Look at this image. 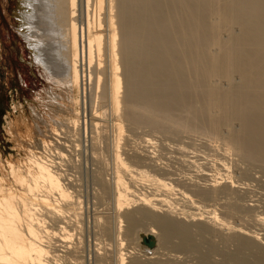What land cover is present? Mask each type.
Returning <instances> with one entry per match:
<instances>
[{
    "label": "bare ground",
    "instance_id": "obj_1",
    "mask_svg": "<svg viewBox=\"0 0 264 264\" xmlns=\"http://www.w3.org/2000/svg\"><path fill=\"white\" fill-rule=\"evenodd\" d=\"M15 6L16 9L14 10L13 17L16 23L13 25V32H15L16 40L23 42V49L26 56V58H24L23 53H20V61L25 62L31 72L37 76V82L40 87L34 85V88L38 90L40 97H42L41 93L43 91L47 96L46 102L58 105L65 103L66 106L64 107L66 108L64 110H69V113L67 116L63 117V120L69 124L72 129L74 127L75 129L79 127L80 117L82 116V111L80 112L82 97L86 91H84L83 87L85 78L83 67L86 64V66L88 65L90 68L94 59L96 58L97 60V62L95 60L97 64L94 68L95 81L97 86H99L100 81H104L102 84L103 93L101 96L103 105L108 103L107 111L110 109L109 114L113 117V121L108 123L111 124L112 132V146L110 145L112 148H109L111 152L108 154L111 153V167L113 172H110L113 173V189L110 188L108 190H111L110 196L113 208L111 209L115 213V216H113L116 217V222L113 220L115 224L114 222L112 223L115 225V234H112L115 235L114 240L116 239L115 241H117L116 251L114 249L115 255L112 257L114 261L110 257L114 264L128 263L129 258V260H132V255L127 261L126 257L129 254L135 255L137 251L143 253L142 256L145 262L144 259L143 262L140 261L142 258H139L140 255L137 252L136 255H139L138 258L140 260H137L135 255L133 259L137 261L133 260L136 262H132V264H182L178 261V258L180 260L183 256L185 257L183 254L181 258L175 257L174 261H169L173 257L166 256L168 261L165 260V262H163V259L162 262H160L161 259L159 258L164 256L166 259V257L163 255V251L160 250L159 245L161 248L164 246L166 249L170 248L172 250L170 251L169 249V251H166L168 252L167 255H170L169 253L171 252L175 254L182 253V251L189 253V251L196 250V243H193L194 233L197 237H200L199 239H202V236L204 239L207 233L212 231L215 232L214 230L223 234V237L221 236L223 241L220 239L222 243L224 242V244L226 243V245L228 244L229 246L232 242L231 244L234 243L233 246L235 248L238 246V250L248 251V255L252 254L255 256V262L252 257L250 258L253 260L254 264H264V235L259 237L262 232L258 234L255 231H249L251 229L250 227V229L248 228L249 230H246L247 226L243 228L237 224L232 225L228 218L225 219L218 215L216 210H211L212 207L209 210V208L206 209L208 206L204 207L206 204H204L203 207L199 205L201 201L217 204L215 200L214 202H208V199H215V197L219 195H226L228 197L227 201H231V197L233 196L234 198L236 195L239 197L235 198L237 200H241V198L244 197L242 196L243 194L240 196L241 193L235 195V192H241L240 189H243L242 185L233 180L229 174L224 173L226 165L224 163L221 164L223 160L221 162L219 161V164L215 163L220 170H215L212 174L210 171V174L204 172L205 174L203 177L201 176V179L199 178V175H201L200 173L196 178H192L191 176V178H189L188 175V178L186 179L185 176L184 179V177L181 176L183 177L181 184H186L190 181L196 184L194 186L200 185L203 187L204 190L201 188L200 190L197 188V190L195 188L196 191L191 187L193 186L191 184V186L185 187L188 189L191 188L195 191V194L199 191V194L195 196L193 192H191L193 193V195H191L188 189V193L185 192V188V190H181V188L184 187L180 188V186H182L181 184L177 185L180 189L176 188V184L174 185L172 183V180H175V178H169V175L172 177L174 174L173 172V174H171L170 171H173V169H168L170 174L166 173V168H164V166L160 168L161 163H158L159 160L156 159V161L154 159L155 157H152L151 153L148 152L147 148L153 144V138L149 137L144 139L142 141L143 145H136L133 148L131 147L134 144L132 146L130 145L131 147L129 146V149H132V151L130 150L129 153L125 152L127 149H124V146L122 147V145H124L122 141L126 139L125 141L127 142L128 140L129 142L130 138L128 137L131 134L128 130L129 135H125L124 122L132 125V127H147L153 130V132H160V134L168 133L173 136L177 134L180 135V131L181 134H183V131H190L188 132L190 135L194 134H191L192 131L201 132L200 135L205 133L208 136H216L218 140L219 137L222 136L224 139L221 138L222 140L220 142H222L221 144L223 145L220 147L224 148L222 151L220 150V152H222L220 154L221 157H224L223 159L225 160V157L228 158L227 155L230 156L229 154L232 153V157H238L237 159L240 160L241 164L244 163L250 166L249 170L253 169L255 166L257 168L259 167V170L263 172L264 178V0H20V4H18V0H16ZM79 7L85 9L86 17L84 16L85 20H80L78 24V19H80L78 18L80 17L79 13L77 14ZM91 7L93 8V14H91ZM82 11L80 12L81 15H83ZM94 53L96 56L95 58ZM101 58H103V63L100 61ZM91 74L92 72L86 76L89 77V80L92 79ZM46 88H48V91H46ZM122 89L124 91V97L121 100L120 90ZM53 91L54 93H52ZM19 110L24 114L23 116L27 122L26 125H28L26 126L27 136L25 135V138H29V126L33 125L30 116H26L28 113L22 104L13 102L12 111L18 112ZM38 110L39 113L44 114L42 109L38 108ZM121 110H123V113H120ZM94 112L95 111L92 112L93 115H90V117L93 116L97 118L98 114ZM61 122L63 121L61 120ZM61 122L59 124H61ZM14 124L15 123L11 119L5 118V128L8 134L12 133L11 130ZM62 125L59 127L60 130L62 129ZM90 125L92 129L96 131L99 124L92 118ZM134 129L136 130L137 128ZM109 130L110 129H108V131ZM224 130L226 132H224ZM53 131H55L54 128ZM63 132L65 133L64 130ZM222 132L223 134L226 133L224 134L225 137L222 135ZM214 139L215 137L212 138V141ZM51 144V140L47 141L40 138L37 140V144L30 148L20 147L23 148L24 158H0V264H55L57 258L59 256L61 257L62 253L67 249L66 245L68 243L66 242H69L70 239L68 238V234L72 231L70 232L66 229L68 228V225H66L67 219H69H66V217L75 215L77 219L79 214L77 213V209H79V200L73 197L78 202L73 201V194L69 192L68 186H66L67 183H64V175L58 171L55 162L47 157L46 151L42 150L40 152L38 150L40 147L47 148ZM125 146H127V144ZM215 146H217V144ZM199 150L201 151V149ZM215 150L217 149H214L213 153ZM183 151L185 150L182 149V152ZM130 152H133V154ZM125 153H128V156L129 154L132 155L128 158H124L127 156ZM123 154H125L124 157H122ZM182 155H184V153H182ZM215 155H217V159L213 162L216 160V162H218L219 159H222L218 158L220 155ZM193 156H196V154L194 153ZM200 157H202V155ZM214 157H210L211 160ZM180 158H183V156ZM162 160L163 159L160 161ZM237 162L239 161L237 160ZM196 163V161H191V159L186 162L188 165L191 164L190 166H192V164L195 166ZM233 163L235 165V162ZM162 165H165V163L163 162ZM248 166L247 168L246 166L243 167L242 171L244 172L245 169H248ZM217 167L215 169H217ZM197 168L198 167H196V169ZM159 169H161V171ZM163 169L166 171L164 172ZM241 169L239 170L241 171ZM204 170L207 169L205 168ZM255 170L253 169L250 172H254ZM155 171L164 172L167 178L164 176L160 177L162 173H158V176ZM179 171H181V169ZM220 171L223 174L220 173ZM256 171L257 174H259L258 170ZM238 174L240 177L243 176L241 173ZM250 174L252 175V173ZM262 174L260 172L261 177ZM250 178L252 179V177ZM97 179L98 178H96V181ZM256 180L257 179H255V181ZM100 181L99 183L101 184ZM242 181H244V179ZM143 187H147L153 191L151 194H149L150 191H148L149 195L145 194L142 190L147 192V188L144 189ZM262 189L260 191H262ZM256 194L258 195V193ZM175 196H178V200L182 203L179 204L177 203L179 201H174L176 198ZM193 196L198 198L194 199ZM260 196L262 197V195ZM258 197H256V199ZM229 198L231 199L229 200ZM197 199L200 201L197 202ZM224 200L226 201L225 198ZM236 201L232 204H228V202L227 206H225L226 204H222L224 201L219 203H221L223 207H228L227 213L229 215L233 216L235 214L234 216H237V213L240 214L242 212L241 208L244 209L245 207H242V205L240 207L238 204L236 205ZM252 201L254 202L255 199ZM252 201L251 204L245 205L247 206L245 209L248 207L254 208L255 205L257 209L261 207L260 200V204L257 203L256 200V203L259 205L255 202L252 203ZM237 202L239 203L241 201ZM262 208H264V206ZM262 208L260 209L261 211L263 210ZM97 209L99 210V208ZM213 209L217 208L214 206ZM257 209H255V211H257ZM220 210L222 211L223 209ZM78 211L80 212V210ZM222 212L226 213L225 210ZM222 212H220V214ZM243 215V217H245V212ZM44 216L52 221L53 224L56 222L58 223V221L60 222L57 225L54 224L56 226V229L53 230L54 233L58 229L63 232V235H60L61 238L62 236L64 238L65 234L67 235H65L66 238L63 239L64 241L68 239L65 241L66 244L62 243L61 238L60 240L59 237H57L58 239L56 238V236H59L62 232H57L59 234L55 233L54 237H51L52 240L55 238L54 240L61 241L60 244L65 246V248L63 247L65 251L60 248L63 251H61L60 255H56L58 251L60 252V250L57 249L60 244L58 243V246L54 245V240L51 241L50 238V240L48 239V237L54 233L48 229L52 223L46 222ZM246 216H249L251 220L253 219V222H251L254 224L250 222L251 224L248 223V225H256L257 227H255L257 229H255L254 226L252 227L255 230H258L259 227L261 229L264 227L263 212L262 214L251 215L253 218H251L250 215ZM112 217H108L107 219ZM239 218L241 219L242 217ZM65 219L66 222L64 221ZM97 219L100 220L99 218H95L94 221L96 222ZM204 220L211 225L212 230L208 228V226H204L202 222H198L195 225H192L193 223L191 224V222L194 221ZM63 223H65L67 227ZM124 223L127 224V227H124L125 230L121 229ZM47 224H50L48 228L46 226ZM94 224L97 225V223ZM99 224L102 225L100 222ZM54 225L53 227L55 228ZM100 225L99 229H101ZM102 226H104V224ZM144 226L146 227L144 228ZM139 227H143L144 231L140 232V230L138 232ZM261 229L259 231H263ZM96 230L98 231L97 226ZM104 230L101 229V231ZM121 230L125 232L122 236ZM73 233L75 232L73 231ZM106 233L108 232L106 231ZM215 235H217V233H215ZM215 235L213 236L215 237ZM123 236L124 239L121 238ZM147 236H152L154 238L155 246L153 249H148L141 244L142 238ZM213 236H210V238ZM217 236L220 237L219 235ZM73 238L75 240V237ZM125 238H131V243L134 247L131 246L133 247L131 248L129 246L131 244H127L131 249L128 247L127 250H124L126 252L123 253V241L126 240ZM176 239H178L177 245L174 242ZM46 240H49V242L51 241L50 243L52 246H55L53 250L57 249V251H55L56 254L51 252L53 251L50 249L52 246ZM81 240L83 241V239ZM111 240H113V238ZM129 240H126L125 243H130ZM133 240L135 242H133ZM207 240L210 241L209 238ZM203 242L205 243V241ZM212 242H215V239ZM212 242L210 241V245L216 246L219 244H216L218 241L213 244ZM73 245L76 247L75 244ZM200 245L203 247L205 246L203 243H199L198 246ZM68 247L70 249L71 246L68 245ZM224 247L227 248V246ZM79 248L80 247H78V249ZM205 248L207 247L205 246ZM226 248L224 250L230 249L231 246ZM235 248L234 251L237 253V249ZM102 249H104V247ZM158 249L162 251L160 254L161 256L158 255L159 258L157 256L159 262H157L155 257L156 254L160 253ZM166 249H164L165 254ZM217 249L219 250L220 248ZM100 250H97L99 257V253L102 252H98ZM214 250L215 247L213 248L211 246L209 253H214L216 255L215 251L217 250ZM234 251H232V253ZM79 252L78 255L81 256ZM103 252L105 251L103 250ZM204 252H206V250ZM204 252H202L201 258L199 255V259L191 258L198 260V264H206L208 262L207 258L204 256L206 254H203ZM102 253L101 256L103 255ZM218 253L221 254V252H217V258L221 255H224V257L227 256L224 253L221 255H218ZM236 253L234 252V254ZM69 254L70 253H68V255ZM98 255L96 256L98 257ZM66 257L68 258L70 255ZM102 257L105 261L104 255ZM224 257H221L222 262L226 263L229 256L225 258L226 261H223ZM239 257L240 256H237V254L234 257L232 255L228 260L236 261ZM72 258L75 262L76 259L74 260V256ZM58 259L60 260V258ZM214 260H216V257L212 260L215 264ZM64 261H66L65 257L62 261L63 264L65 263ZM219 261L220 264H222L221 259ZM219 261L216 260V263L218 262L217 264H219ZM229 261H227V263ZM238 261L237 263H241V261ZM66 262L65 264H70L72 261ZM247 262L252 264V262ZM59 263L61 264L60 261ZM99 263H101V261ZM111 263L110 261V264ZM193 263L195 262L190 264ZM71 264L78 263L72 262ZM244 264L247 263L244 262Z\"/></svg>",
    "mask_w": 264,
    "mask_h": 264
},
{
    "label": "rangeland",
    "instance_id": "obj_2",
    "mask_svg": "<svg viewBox=\"0 0 264 264\" xmlns=\"http://www.w3.org/2000/svg\"><path fill=\"white\" fill-rule=\"evenodd\" d=\"M15 3H16V0H0V158L1 159H6V158H13V159H21V158H24V152H23V148H30V147H32V146H34L35 144H37V140L38 139H44V140H47V141H52V144L49 146V147H47V148H42V147H40L38 150L41 152L42 150L43 151H46L45 153L48 155L47 157H49V159H51V160H53V162H55V166L58 168V171H60V173L61 174H63L64 175V178L63 179H65V181H64V183L66 184V186H68L67 188H68V190H69V192H71V194H73V196H72V199H73V201H76V202H78L77 200H79V209H77V213H79L78 214V216H77V219H76V217H75V215L74 216H72V217H75V218H73V219H71L72 217L69 215L68 217H66V219L67 218H69V219H67L68 221H67V224L66 225H68V228H66L67 229V231H72L70 234H68V238H70L69 239V242L67 241V240H65V241H67L66 243H68L67 245H66V247H67V249H66V251L63 249V247L65 248V246H63L62 244H60L61 243V241H62V243H65V241L63 240V239H65L66 238V236L64 235V238H63V236H62V238H61V236L60 235H63V232L62 231H60V230H56L55 231V233L56 234H59V233H57V232H62V234H59V236H56V238L57 237H59V240H60V238L62 239L61 241H59V240H54V242H55V244L54 245H59L58 247H57V249L58 250H60V252L58 251V253L56 254V252L55 251H57V249L56 250H53V249H55V246L53 245L52 246V244L50 243L51 241H53L52 240V238L54 237V235H55V233H54V231L53 230H55L56 229V226L55 225H57V224H59L60 222L58 221V223L56 222V223H54L53 224V222L52 221H50L48 218H46L45 216V219H46V222H50V223H52L51 225L50 224H47L46 226H47V228L49 227V225H50V227L51 228H53V229H51L50 227L48 228L49 230H51L54 234H52V235H50L49 237H48V239L50 238L51 239V241L49 242V240H46V241H48L50 244H51V248L50 249H52L53 251H51V252H53L54 254H56V255H60L61 254V251L62 250H64L65 252H63L62 253V256L60 257H58V258H60V260L57 258V263H59V261L61 262V264H63V260H64V257L66 258V261H72L73 263H78V264H110V261L114 264V259L112 258L115 254V251H116V248H117V241H115L114 240V238H115V225H113L112 223L115 221L116 222V217H114L115 215V213L113 212V208H112V205H111V203H112V201H111V196H110V194H111V190L109 191L108 189H113V186H112V172H113V169H112V162H111V153L110 154H108L109 152H111V149H109V148H112L111 146H112V132H111V124H108V123H111V121H113V117H112V115L111 114H109L110 113V109H109V111H107L108 110V103H105V101H104V105H103V100H102V91H103V82H99V86H97V84H96V81H95V76H94V68H95V66H96V62H97V60H96V56H95V53H94V62H93V66L91 65L90 66V68L88 67V65L86 66V64L84 65V67H83V69H84V75H85V78H84V81H83V87H84V96L82 97V104H81V110H80V112H81V114H82V116L80 117V123H79V127H77L76 129H75V127L72 129V127L69 125V124H67L64 120H63V117H65V116H67V114L69 113V110H64L66 107H64V106H66L65 105V103H63L62 105H58V104H51V103H48V102H46L45 100H46V98H47V96H46V94H44V92L42 91V97H40L39 96V92H38V90H36V88H34L36 85H38V82H37V76H35V74L34 73H32L31 72V70L29 69V67L27 66V64L25 63V62H22V61H20V58H19V56H20V53H23V56H24V58H26V56H25V52H24V49H23V42L22 41H17L16 40V37H15V32H13V25L16 23V20H15V18L13 17V14H14V10L16 9V6H15ZM18 4H20V0H18ZM92 11H91V14H93L92 12H93V8L91 7L90 8ZM84 12H83V11ZM82 11V14L83 15H81V12ZM79 13V16L80 17H78V18H80V19H78V24H79V21L80 20H85V17H86V11H85V9H81V7H79V11L77 12V14ZM85 14V15H84ZM83 16V17H82ZM85 16V17H84ZM95 60H96V62H95ZM102 63H103V58H101V60H100ZM25 64V65H24ZM28 69V70H27ZM25 71H27V72H25ZM31 72V73H30ZM92 72V74H91V78L92 79H88L89 77H86L87 76V74H90ZM121 73V72H120ZM88 76H90V75H88ZM93 76V77H92ZM87 79H88V81H87ZM90 82V83H89ZM86 83V84H85ZM89 83V84H88ZM101 84V85H100ZM35 85V86H34ZM39 87H40V85H38ZM99 87V88H98ZM38 88V87H37ZM102 88V89H101ZM46 91H48V88H46ZM52 93H54V91L52 92ZM37 94V95H36ZM120 99L122 100L123 99V97H124V91H123V89L122 90H120ZM48 95V94H47ZM95 97H94V96ZM38 96V97H37ZM98 96V97H97ZM91 99V100H90ZM34 100V101H33ZM102 101V102H101ZM13 102H15V103H19V104H22V106L24 107V109L27 111V113L28 114H26V116L28 117V115L30 116V119H31V121H32V123H33V125H30L29 126V128H30V133H29V138H25V135L27 136V132H26V126H28V125H26V119L24 118V114L22 113V111L21 110H19L18 112L16 111H12L13 110ZM28 103V104H27ZM84 103V104H83ZM99 103V104H98ZM68 105V104H67ZM35 106V107H34ZM38 106V107H37ZM58 106V107H57ZM38 108L39 109H42L43 111H44V114H41V113H39V110H38ZM53 108V109H52ZM94 108V109H93ZM105 108H107V109H105ZM110 108V107H109ZM30 109V110H29ZM55 109V110H54ZM62 109H63V111H62ZM93 109V110H92ZM98 110V111H96V110ZM58 112H57V111ZM93 111H95L97 114H98V117L97 118H95V117H90V115H93ZM63 112V113H62ZM94 112V113H95ZM99 112V113H98ZM60 113H62V114H60ZM120 113H123V110H121L120 111ZM94 115H96V114H94ZM100 115H101V118H100ZM108 115H110V116H108ZM122 115V114H121ZM85 116V117H84ZM108 117H109V119H108ZM110 117H111V119H110ZM5 118H7V119H11L15 124L13 125V129L11 130V134H8V132H7V129L5 128ZM41 118H42V120H41ZM93 118V119H95V122H98V129H99V131H98V129H96V131H98V132H96V131H94L93 129H92V126L90 125V123H91V119ZM97 119V120H96ZM61 120L63 121V122H61ZM89 120H90V123H89ZM58 122V123H57ZM61 122V124H59ZM45 123V124H44ZM101 123H103V124H101ZM126 122H124V128H125V135H129V133H131L130 135H129V137L128 138H130L129 139V142H128V140H127V142L124 140V141H122V143L124 144V145H122V147L124 148V149H127V151H125V152H128L129 153V151L131 150L132 151V149H129V146L131 145H133L131 148H133V147H135L136 145L137 146H139V145H143V143H142V141L144 140V139H146V138H153V146L151 145V146H149L147 149H148V152L149 153H151V156L153 157H155L154 159L156 160V159H158L159 160V164L161 165V167L160 168H163V166H164V168H166V170H164V172L166 171V173H168V174H170L169 172L171 171V174H173L172 175V177H170V175H169V178H171V179H174L175 178V180H172V183L175 185V187L176 188H178V189H180L181 187H183V188H181V190H185V192H187V189L188 188H185V187H188L190 184L191 185H193V186H191L192 188H194V190L196 191V189L198 188L199 190H200V188L201 189H203V187L202 186H200V185H198V186H194V185H196V184H193V183H191L190 181L188 182V181H186V182H188V183H186V184H181L182 183V179H183V177H184V179H185V176H186V179L189 177V178H196L197 177V175H199V173L201 174V175H199L198 177L201 179V176L203 177L204 176V174L205 173H208V174H212V172L214 173V171L215 170H218L219 169V167H217L216 165H215V163H217V164H219L222 160V162H221V164L222 163H224L225 165H226V170H224V173H226V174H229L232 178H233V180H235V181H237V183L238 184H240V185H242V188L244 189H240L241 190V192H235V195L236 194H240V196L242 195V196H244V197H240L241 198V200H237V199H235V198H239L238 197V195H236V197H234L233 198V196L231 197V198H229V200L231 199V201H227L228 200V197L226 196V195H219V196H217V197H215V199L214 198H212V199H208V202L209 201H211V202H214V200L216 201V203L217 204H219V205H217V204H215V203H206L205 201H201L200 203H199V205L200 206H204V204H206V206H204V207H207L206 209H208L209 208V210H210V208H211V210H216V213H218V215H220L221 217H223V218H225V219H227L228 218V220H229V222L232 224V225H239V226H242L243 228H246V226H247V228H246V230L248 229L249 231H251V232H253V231H255L256 233H258L259 234V232L261 233L260 234V236L259 237H261V235L263 236L264 235V227L261 229L260 227L258 228V230H255V229H257L256 227V225H253L254 226V228H252L253 226L251 225H248V223H250L251 221L253 222V219L251 220L250 218H249V216L247 217L246 215H250V217L251 218H253L252 216H254V215H257V214H262V212L264 213V208H262L263 206H264V202H263V200H264V178H263V172H262V170L260 171L259 170V167L257 168L256 166L253 168L254 170L256 169V170H258V173L259 174H257V171H256V173H255V171L254 172H250L251 170H253V169H251V170H249V168H250V166H248V165H245L244 163L243 164H241L240 163V160L239 159H237V158H235V157H232V153L231 154H229L230 156H228L227 155V157L228 158H226L225 157V160L223 159L224 157H221V153L222 152H220V150L222 151V149L224 148H221L222 146L221 145H223V144H221L222 142H220L222 139H224L222 136H220L219 137V140H218V138H216V136H213V137H215V139H217V140H213L212 141V135H210V136H208V135H206L205 133L203 134V135H200L201 134V132H194V131H192V133L191 134H193V135H190V133H188V132H190V131H183V134H181V131L179 132L180 133V135L179 134H177V135H175V136H173V135H169L168 133H161L160 134V132H153V130H151L150 128H147V127H132V125H129V124H125ZM63 124V125H62ZM108 124V125H107ZM62 125V131L60 130V126ZM63 126H64V128H63ZM104 126V127H103ZM110 126V127H109ZM126 127H128V128H126ZM53 128L55 129V131H53ZM107 128V129H106ZM134 128H137L136 130L134 129ZM147 128V129H146ZM47 129V130H46ZM71 129V130H70ZM91 129V130H90ZM106 129V130H105ZM108 129H110L109 131H108ZM144 129H145V131H144ZM63 130L65 131V133L63 132ZM73 130H75V131H73ZM128 130H129V133H128ZM131 130H132V132H131ZM69 131V132H68ZM87 131V132H86ZM108 131V132H107ZM127 131V132H126ZM138 131V132H137ZM223 131V130H222ZM26 132V133H25ZM150 132V133H149ZM187 133V135H186V133ZM224 132H226L225 130H224ZM95 133H97V134H95ZM100 133V134H99ZM20 134H22V135H20ZM107 134H109V135H107ZM133 134V135H132ZM147 136H146V135ZM159 134V135H158ZM196 134V135H195ZM224 134H226V133H224ZM223 134V132H222V135L225 137V135ZM152 135V136H151ZM155 135V136H154ZM183 135V136H182ZM186 135V136H185ZM194 135H195V137H194ZM198 135V136H197ZM206 137H205V136ZM107 136V137H106ZM159 136H160V138H159ZM165 136V137H164ZM177 136V137H176ZM180 136V137H179ZM189 136H191V137H189ZM197 136V137H196ZM202 136V137H201ZM96 137V138H95ZM110 137V138H109ZM133 137V138H132ZM141 137V138H140ZM143 137V138H142ZM189 137V138H188ZM199 137V138H198ZM200 137H201V139H200ZM209 137H210V139H209ZM99 140H98V139ZM172 138V139H171ZM176 138V139H175ZM179 138V139H178ZM222 138V139H221ZM68 139V140H67ZM76 139V140H75ZM135 140V141H133V140ZM137 139V140H136ZM141 139V140H140ZM188 139H190V140H188ZM196 139V140H195ZM94 140V141H93ZM108 140V141H107ZM109 140H110V142H109ZM132 140V141H131ZM199 140V141H198ZM202 140V141H201ZM210 140V141H209ZM96 141V142H95ZM141 141V142H140ZM155 141H157V142H155ZM158 141H159V143H158ZM175 141V142H174ZM109 142V143H108ZM126 142V143H125ZM138 142H139V144H138ZM202 142V143H201ZM207 142V143H206ZM210 142V143H209ZM214 142V143H213ZM217 142V143H216ZM219 142H220V144H219ZM94 143V144H93ZM130 143V144H129ZM132 143V144H131ZM141 143V144H140ZM173 143V144H172ZM196 143V144H195ZM127 144V146H125ZM129 144V145H128ZM158 144H160V145H158ZM210 145V148H209V145ZM217 144V146H215V145ZM111 145V146H110ZM162 145V146H161ZM170 145V146H169ZM208 145V146H207ZM219 145V146H218ZM91 146V147H90ZM108 146H110V147H108ZM185 146V147H184ZM199 146V147H198ZM200 146H202V147H200ZM206 146V147H205ZM214 146V147H213ZM221 146V147H220ZM20 147H23V148H20ZM93 147V148H92ZM157 147V148H156ZM181 147H183V148H181ZM204 147V148H203ZM213 147V148H212ZM49 148V149H48ZM55 148V149H54ZM122 148V149H123ZM180 148V149H179ZM192 150H191V149ZM214 149H217V150H215L216 152L218 151V148H219V151L218 152H220V153H216L215 151H214V153H213V150ZM221 148V149H220ZM48 149V150H47ZM96 149V150H95ZM121 149V150H122ZM182 149L183 150H185V151H183L182 152ZM199 149H201V151L199 150ZM207 149V150H206ZM172 150V151H171ZM180 150V151H179ZM191 150V151H190ZM211 150V151H210ZM207 151H210V152H207ZM59 152V153H58ZM162 152H163V154H162ZM177 152H178V154H177ZM181 152V153H180ZM128 153H125L127 156H125V154H123L122 155V157H124V158H128V157H130L132 154H133V152H130V153H132V154H129V156H128ZM182 153H184V155H182ZM194 153L196 154V156H193L194 155ZM211 153V154H210ZM81 154V155H80ZM169 154V155H168ZM179 154H181L182 156H183V158H180V157H182L181 155H179ZM193 154V155H192ZM205 154H207V155H209V156H207V155H205ZM215 154H218V155H220V157L218 156V158H222V159H219L218 160V162H213L215 159H217V155H215ZM202 155V157H200ZM216 157H214V156ZM234 155V154H233ZM109 156H110V158H109ZM160 156V157H159ZM176 156V157H175ZM187 156V157H186ZM193 156V157H192ZM55 157V158H54ZM165 159H164V158ZM168 157H170V158H168ZM177 157H179V158H177ZM204 157V158H203ZM210 157H214V158H212V160H211V158ZM230 157V158H229ZM232 157V158H231ZM57 158V159H56ZM189 158V159H188ZM195 158V159H194ZM161 159H163L162 161H160ZM176 159V160H175ZM184 159H188V160H190L191 159V161H196L197 163L195 164V166H194V164H192V166H194V167H192V166H190V165H188V164H186V162L188 161H186V160H184ZM198 159H199V161H198ZM205 159V160H204ZM229 159H230V161H229ZM231 159H232V161H231ZM239 161V162H237V160ZM100 160V161H99ZM108 160V161H107ZM170 160H172V161H170ZM183 160V161H182ZM201 160V161H200ZM235 160V161H234ZM157 161V160H156ZM176 161V162H175ZM220 161V162H219ZM228 161V162H227ZM58 162V163H57ZM87 162V163H86ZM163 162L165 163V165H162L163 164ZM179 162V163H178ZM200 162H201V164H200ZM227 162V163H226ZM233 162H235V165H234V163ZM242 162V161H241ZM60 163V164H59ZM62 163V164H61ZM106 163V164H105ZM168 163V164H167ZM181 163V164H180ZM185 163V164H184ZM211 163H214V164H211ZM237 163V164H236ZM240 163V164H239ZM59 164V165H58ZM183 164V165H182ZM204 164H205V166H204ZM207 164V165H206ZM239 164V165H238ZM63 165V166H62ZM159 165V166H160ZM175 165V166H174ZM203 165V166H202ZM228 165V166H227ZM237 165H238V167H237ZM242 165H244V166H242ZM59 166V167H58ZM65 166V167H64ZM70 166V167H69ZM80 166V167H79ZM100 166V167H99ZM105 166V167H104ZM166 166V167H165ZM189 168H188V167ZM213 166V167H212ZM217 167V169H215L216 167ZM219 166V165H218ZM234 166V167H233ZM242 166V167H241ZM246 166V168H247V166H248V169H245V171L243 172L242 170H243V167H245ZM61 167V168H60ZM83 167V168H82ZM170 167V168H169ZM179 167H181V168H179ZM196 167H198L197 169H196ZM213 169H212V168ZM230 167V168H229ZM109 168V169H108ZM201 168V169H200ZM207 169V170H204V169ZM228 168V169H227ZM238 168V169H237ZM242 168V169H241ZM111 169V170H110ZM168 169L170 170V169H173V171L172 170H170L169 172H168ZM181 169V171H179ZM189 169V170H188ZM203 169V170H202ZM234 169H235V171H234ZM239 169H241V171L239 170ZM84 170V171H83ZM104 170V171H103ZM160 171H161V169H159ZM162 170V171H163ZM177 170V171H176ZM193 170H196V171H193ZM197 170H198V172H197ZM220 170V169H219ZM238 170V171H237ZM246 170H249V171H246ZM93 171V172H92ZM110 171H112V172H110ZM158 171V170H157ZM156 172L157 173V175L159 176V174L158 173H162V172ZM175 171V172H174ZM184 171V172H183ZM193 171V172H192ZM203 171V172H202ZM209 171H210V173H209ZM226 171H228V172H226ZM230 171V172H229ZM88 172V173H87ZM106 172V173H105ZM163 172V173H164ZM173 172V173H172ZM197 172V173H196ZM203 173V175H202V173ZM205 172V173H204ZM246 172V173H245ZM249 172V173H248ZM260 172H261V174H262V177H261V175H260ZM104 175H103V174ZM162 173V175L160 176V177H166L167 178V176L165 175V173L163 174ZM177 173V174H176ZM194 173H196V174H194ZM220 173H222L221 171H220ZM238 173H241V175H243V176H239V174ZM250 173H252V175L250 174ZM100 174V175H99ZM191 174V175H190ZM223 174V173H222ZM250 174V175H249ZM97 175H99V176H97ZM175 175V176H174ZM189 175V176H188ZM245 175V176H244ZM81 176H82V178H81ZM181 176H183V177H181ZM188 176V177H187ZM191 176V177H190ZM237 176V177H236ZM249 176V177H248ZM254 176H255V179H257L256 181H255V179H254ZM66 177V178H65ZM74 179H73V178ZM89 177V178H88ZM176 177H178V178H180V179H178V178H176ZM248 177V178H247ZM250 177H252V179L250 178ZM72 180H71V179ZM96 178H98L97 179V181H96ZM108 178V179H107ZM198 178V179H199ZM239 180H238V179ZM245 178H246V180H245ZM259 178V179H258ZM262 178V179H261ZM68 179H69V181H68ZM101 181H100V180ZM177 179V180H176ZM244 179V181H242ZM249 179V180H248ZM99 181L101 182V184L99 183ZM174 181H175V183H174ZM255 183H254V182ZM73 182V183H72ZM171 182V181H170ZM179 182V183H178ZM240 182H242V183H240ZM245 182V183H244ZM98 183H99V185H100V187H99V185H98ZM69 184V185H68ZM182 185V186H180V188H179V186H177V185ZM258 184V185H257ZM71 185V186H70ZM248 187H247V186ZM262 185V186H261ZM101 186H102V188H101ZM109 186V187H108ZM200 186V187H199ZM82 187V188H81ZM247 187V188H246ZM263 189H262V188ZM101 188V189H100ZM144 189L145 188H147V187H143ZM185 188V189H184ZM196 188V189H195ZM245 188H246V190H248V191H246L245 190ZM259 188V189H258ZM262 189V191H260L261 189ZM197 189V190H198ZM80 190V191H79ZM102 192H101V191ZM104 190H105V192H104ZM147 190V192L145 191V190H142L145 194H148V191H150L149 192V194H151V192L153 191V190H151V189H149V188H147L146 189ZM189 190H190V192H189ZM204 190V189H203ZM205 190H206V188H205ZM252 192H251V191ZM100 191V192H99ZM195 191H193L191 188H189L188 189V192L189 193H191V192H193L194 194H195ZM246 193H245V192ZM260 191V192H259ZM80 192V193H79ZM187 192V193H188ZM243 192V193H242ZM258 193V195L260 194V195H262V197H263V199H262V197L259 195V197H261V198H259L258 197V195L256 194V193ZM261 192H263V193H261ZM193 193H191V195H193ZM77 194V195H76ZM148 194V195H149ZM199 194V191L198 192H196V194H195V196L196 195H198ZM246 194V195H245ZM249 194V195H248ZM103 197H102V196ZM234 195V196H235ZM223 198H221V197ZM225 196V197H224ZM250 196V197H249ZM73 197H75V198H73ZM91 197V198H90ZM105 197V198H104ZM109 197V198H108ZM176 198L178 197V196H175ZM175 197H173V198H175ZM248 197V198H247ZM253 197H254V199H255V203H256V200H257V203H259L260 204V202H261V207L260 208H256V205L255 204H253V205H255L254 206V208L255 209H257V211H255V209L253 208V207H248L247 209H245L247 206H245V205H249V204H251V201L252 200H254L253 199ZM256 197H258L257 199H256ZM83 198V199H82ZM93 198V199H92ZM174 199V201H179L178 200V198L177 199ZM193 198L195 199V198H198V197H194L193 196ZM219 198V199H218ZM224 198L226 199V201L224 200ZM89 199V200H88ZM251 201H250V200ZM220 200H222V201H224V202H222V201H220ZM241 201V202H237V201ZM259 200H260V202H259ZM197 202L198 201H200L199 199H197L196 200ZM234 201H236L235 202V204L237 205L238 204V206L240 205V207H241V205H242V207H245L244 209H242L241 208V210H242V212L239 214V213H237L236 215L237 216H232V215H229L228 213H227V209H228V207H223V205L224 204H226L225 206H227L228 204H232ZM246 201H248V202H246ZM107 202V203H106ZM110 202V203H109ZM219 202H222V204L221 203H219ZM229 202V203H228ZM231 202V203H230ZM253 201H252V203H254ZM98 203V204H97ZM177 203H182V202H177ZM228 203V204H227ZM245 203V204H244ZM248 203V204H247ZM256 203V204H257ZM263 203V204H262ZM93 204V205H92ZM108 204V205H107ZM202 204V205H201ZM208 204V205H207ZM210 204V205H209ZM213 204H215V205H213ZM244 204V205H243ZM259 204H257V205H259ZM81 205V206H80ZM95 205V206H94ZM111 205V206H110ZM176 205V204H175ZM182 205V204H181ZM221 205V206H220ZM214 206H215V208H217V209H213L214 208ZM217 206V207H216ZM218 206H219V208H218ZM179 207V206H178ZM259 207V206H258ZM95 208H96V210H95ZM97 208H99V210L97 209ZM109 208V209H108ZM112 208V209H111ZM180 208V207H179ZM251 208V209H250ZM254 210H253V209ZM263 209L262 211L260 210V209ZM110 209H111V211H110ZM219 209V210H218ZM220 209H223V210H225L226 211V213L224 212H222ZM78 210H80V212L78 211ZM101 210V211H100ZM250 210V211H249ZM252 210V211H251ZM259 210V211H258ZM109 211V212H108ZM190 211V210H189ZM253 211H255V212H253ZM220 212H222L221 214H220ZM244 212H245V217H243L244 215ZM251 212H253V213H251ZM259 212V213H258ZM89 213V214H88ZM113 213V214H112ZM238 214H239V216H238ZM80 215V216H79ZM84 215V216H83ZM99 215V216H98ZM114 217V219H113V217ZM252 215V216H251ZM95 216V217H94ZM226 216V217H225ZM229 216V217H228ZM71 217V218H70ZM101 217H103V218H101ZM108 217H112V218H110V219H107ZM236 217H238V218H236ZM239 217H242L241 219L239 218ZM95 218H99L100 220H96V222L94 221L95 220ZM231 218H232V220H231ZM47 219H48V221H47ZM66 219L64 220L65 222H66ZM102 219V220H101ZM104 219V220H103ZM240 219V220H239ZM247 219H248V222H247ZM249 219H250V221H249ZM70 220V221H69ZM77 220H78V222L80 223H78L77 222ZM110 220V221H109ZM114 220V221H113ZM227 220V221H228ZM246 220V221H245ZM62 221V220H61ZM103 225L104 224V226H102V225H100L99 224V222ZM108 221H109V223H110V225H109V223H108ZM234 221V222H233ZM245 221V222H244ZM63 222V221H62ZM73 224H72V223ZM115 222H114V224H115ZM201 223L202 222V224L204 225V226H208V228H210L211 230H212V228H211V225L209 224V223H206L205 222V220L204 221H194V222H191V224L192 225H195L196 223ZM251 222V223H252ZM82 223V224H81ZM93 223V224H92ZM94 223H97V225H95ZM250 223V224H251ZM64 225H65V223H63ZM62 224V225H63ZM76 224V225H75ZM78 224V225H77ZM86 224V225H85ZM100 225V228L102 229V230H104V231H101V229H99V225ZM111 224H112V226H111ZM252 224H254V223H252ZM53 225L55 226V228L53 227ZM61 225V224H60ZM59 225V226H60ZM65 225V226H66ZM72 225V226H71ZM76 226V227H74V226ZM80 225V226H79ZM83 225V226H82ZM93 225H94V227H93ZM109 225V226H108ZM125 225V226H124ZM58 226V227H59ZM70 226V227H69ZM96 226H97V229H98V231L96 230ZM102 226V227H101ZM210 226V227H209ZM256 226V227H255ZM57 227V228H58ZM67 227V226H66ZM80 227V228H79ZM104 227V228H103ZM111 228V231H110V228ZM112 227H114V228H112ZM124 227H127V224L126 223H124L123 224V228L121 227V229H123V230H125V228ZM146 226H144V228H145ZM74 228H75V230H74ZM78 228V229H77ZM107 228V229H106ZM141 228V229H140ZM143 227H139L138 229V232L140 231V232H143L144 231V228L142 229ZM73 229V230H72ZM77 229V230H76ZM263 230V231H259V230ZM80 230V231H79ZM123 230H121V236L122 235H124L125 234V232H123ZM137 230V229H136ZM214 230V229H213ZM73 231L75 232V233H78V234H75V233H73ZM106 231L108 232V233H106ZM110 231V232H109ZM114 231V232H113ZM215 232H210V233H207V235H205L204 236V239L205 238H209V240L212 242L214 239H215V242H217L216 244H218V245H210L211 243H210V241H208L207 239H203V236L201 237L202 239H199L200 237H197V235H195V233H194V239H193V243H196V250H192V251H189V253H187V252H184V251H182V253L180 254V253H178V254H175L174 252H171V253H169L170 255H167V253L168 252H166V251H169V249L170 248H165L164 246L161 248V246L159 245V248H160V250H162V251H160L159 249H158V252H160L159 254H156L155 255V257H156V260H157V262H159V259H161V261L160 262H162V260H163V262H165V260L166 261H168L167 260V257L168 256H171V257H173V258H171V257H169V258H171V260H169V261H174L175 260V257H180L181 258V256H182V254L183 255H185V257H187V258H185L184 256L179 260V258H178V261L180 262V263H182V264H190V263H192V262H195V263H193V264H198V260H194V259H192L191 257H193V258H195V259H199L198 257H199V255H200V258H201V254H202V252H204L205 250H206V252H204L203 254H206V255H208V256H206V255H204L206 258H207V262L208 263H206V264H214L213 263V259H215V257H216V260L217 261H219L220 259H221V262H222V256L224 257V255H221L222 253H224L225 255H227L226 257H228L227 258V261H229L228 259H230L231 257H232V255H233V257L234 256H236V254H237V256H240L239 257V259H237L236 261H234V260H232V261H229L228 263L229 264H244V262L245 263H247V264H249L247 261H249V262H252V264H254L253 263V260H254V262L256 261L255 259V256H253L252 254H249L250 255V257H249V255H248V251H243V250H238L239 248H238V246H237V248H235L234 246H233V244H229V246H231V248L230 249H228V250H224L226 247H224V246H227V248H229V246H228V244L226 245V243L224 244V242L222 243V241H223V239H222V237H223V234H221V233H219V232H216V230H214ZM99 232H101V233H99ZM102 232H104L105 233V235H104V233H102ZM68 233V232H67ZM110 233V234H109ZM112 233H114V234H112ZM124 233V234H123ZM215 235V233H217V235H219L220 237H218L217 235H215V237L212 235ZM219 233V234H218ZM80 234V235H79ZM101 234V235H100ZM107 234V235H106ZM73 235V236H72ZM78 235V236H77ZM110 235V236H109ZM71 236V237H70ZM81 236V237H80ZM83 236V237H82ZM85 236V237H84ZM112 236H114V237H112ZM207 236V237H206ZM210 236H213V237H211L210 238ZM222 236V237H221ZM52 237V238H51ZM73 237H75V240H74V238ZM78 237V238H77ZM96 237H97V239H96ZM99 237V238H98ZM104 237V238H103ZM113 238V240H111L112 238ZM126 237V236H125ZM73 238V240L71 241V239ZM103 238V239H102ZM121 238H123L124 239V236L123 237H121ZM128 238V237H127ZM127 238H125L127 241L129 240L130 241V243L128 242H126L125 243V241L126 240H124L123 241V243H124V247H123V253H125L126 251H124V250H127V248L130 246H133L134 247V245L131 243L132 242V239L131 238H129V239H127ZM58 239V238H57ZM80 239V240H79ZM81 239H83V241L81 240ZM89 239V240H88ZM99 239V240H98ZM220 239H222V241H220ZM81 242V245H80V242ZM178 239H176V241H177ZM217 240V241H216ZM64 241V242H63ZM78 241V242H77ZM175 240H174V242H175V244L177 245L178 244V241L176 242ZM199 241H201V242H199ZM203 241H205V243L203 242ZM75 242V243H74ZM115 242V243H114ZM133 242H135L134 240H133ZM200 244H202L203 243V245L205 244V246L207 247V248H205V246L203 247L202 245H200V246H198L199 245V243ZM215 242H212V244L213 243H215ZM57 243V244H56ZM59 243V244H58ZM65 243V244H66ZM70 243V244H69ZM71 243H73V244H75L76 245V247L73 245V244H71ZM79 243V244H78ZM83 243V244H82ZM115 245H114V244ZM64 244V245H65ZM111 244V245H110ZM114 246H113V245ZM127 244H131V245H129V246H127ZM161 244V243H160ZM208 246H207V245ZM220 244H222V245H224V246H222V245H220ZM62 245V246H61ZM68 245L69 246H71L72 247V249H71V247H70V249H71V251H73V252H71L70 251V249H69V247H68ZM108 245V246H107ZM162 245V244H161ZM61 246V247H60ZM104 247V249H102L103 247ZM111 246H113V247H111ZM126 246V247H125ZM215 247V250H217V251H215L216 252V255H217V252H221V254L220 253H218V255H221V256H219V258H217V256L214 254V253H212V254H214V255H212L211 253H209V251H210V247ZM235 249H237V253H236V251H234V248ZM54 247V248H53ZM77 248V249H75V248ZM78 247H80L79 249H78ZM97 247V248H96ZM100 247H101V250H100ZM129 247V248H130ZM133 247H131V248H133ZM209 247V248H208ZM60 248H62V250L60 249ZM75 249V251H74V249ZM83 248V249H82ZM113 248V249H112ZM124 248H126V249H124ZM130 248V249H131ZM217 248H220V249H222V250H218ZM226 248V249H227ZM69 249V250H68ZM82 249V250H81ZM100 250V251H98V252H103V250L105 251V252H101L103 255H104V259H105V261L103 260V255L101 256V253H99L100 254V257H102V258H100L99 257V255H98V253H97V250ZM110 251H109V250ZM114 249H115V251H114ZM129 249V250H130ZM164 249H166L165 250V252H166V254L164 253ZM208 249V250H207ZM68 250V251H67ZM81 250V251H80ZM96 250V251H95ZM113 250V251H112ZM80 251V252H79ZM170 251H172L171 249H170ZM224 251V252H223ZM226 251V252H225ZM232 251H234L236 254H234V252L232 253ZM78 252H79V254L81 255V256H79L78 255ZM88 252H89V254H88ZM138 252V251H137ZM137 252H136V254H137ZM161 252L163 253V255H165V257H166V259L164 258V256L162 257V258H159V256H161L160 254H161ZM198 252H199V254H198ZM246 252H247V254H246ZM68 253H70L69 255H70V257H66V256H69L68 255ZM77 253V254H76ZM112 253H113V255H112ZM227 253H229V254H227ZM66 255V256H64V255ZM72 254V255H71ZM135 254V255H136ZM138 254L140 255V257L139 258H142V260H140L139 258H138V256L139 255H136V258H137V260H140V261H142L143 262V259H144V257L142 256V254L143 253H141L140 251L138 252ZM172 254V255H171ZM174 254V255H173ZM187 254V255H186ZM232 254V255H231ZM241 254H243V255H241ZM96 255H98V257L96 256ZM132 255V257H131V259L132 260H129L130 258V256ZM135 255L134 254H129L127 257H126V261H127V259H128V263H126L125 262V264H132V262L134 263V262H136L137 260L136 259H133V258H135ZM159 255V256H158ZM252 255V256H251ZM74 256V260H75V262L73 261V257ZM77 256V257H76ZM82 257V258H79V257ZM134 256V257H133ZM157 256H158V258L159 259H157ZM63 257V258H62ZM76 257V258H75ZM98 259H97V258ZM112 258V260H111V258ZM211 257H212V259H211ZM226 257H224L223 259V261H226ZM253 258V260H251L250 258ZM61 258H62V261H61ZM69 258H70V260H69ZM72 258V259H71ZM168 258V259H169ZM241 258V259H240ZM247 258V259H246ZM249 258V259H248ZM99 259H101V260H99ZM186 259H187V261H186ZM190 259V260H189ZM192 259V260H191ZM219 259V260H218ZM79 260H80V262H79ZM81 260H82V262H81ZM95 260V261H94ZM101 261V263H99V262H97V261ZM103 260V261H102ZM107 260V261H106ZM133 260H136V261H133ZM201 260V259H200ZM216 260H214L215 261V264H217L216 263ZM241 261V263H237V261ZM245 260V261H244ZM247 260V261H246ZM66 261H64L65 263H67ZM78 261V262H77ZM131 261V262H130ZM182 261V262H181ZM212 261V262H211ZM227 261H226V263H227ZM234 261V262H233ZM238 261V262H239ZM55 262V264H57ZM71 262V263H72ZM104 262V263H103ZM108 262V263H107ZM144 262H145V259H144ZM188 262V263H187ZM197 262V263H196ZM64 263V264H65ZM70 263V264H71ZM111 263V264H112ZM225 263V262H224ZM223 262H222V264H224ZM225 263V264H226ZM227 263V264H228ZM60 264V263H59ZM200 264V263H199ZM219 264H220V261H219ZM251 264V263H250ZM256 264V263H255Z\"/></svg>",
    "mask_w": 264,
    "mask_h": 264
},
{
    "label": "water",
    "instance_id": "obj_3",
    "mask_svg": "<svg viewBox=\"0 0 264 264\" xmlns=\"http://www.w3.org/2000/svg\"><path fill=\"white\" fill-rule=\"evenodd\" d=\"M141 244L148 249H153L155 246V241L152 236H147L142 238Z\"/></svg>",
    "mask_w": 264,
    "mask_h": 264
}]
</instances>
